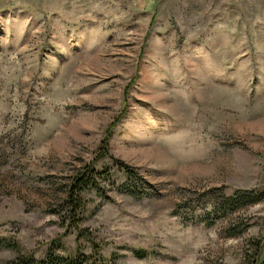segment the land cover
<instances>
[{"label": "rangeland", "instance_id": "374dc122", "mask_svg": "<svg viewBox=\"0 0 264 264\" xmlns=\"http://www.w3.org/2000/svg\"><path fill=\"white\" fill-rule=\"evenodd\" d=\"M90 239L115 264H264V0H0V264Z\"/></svg>", "mask_w": 264, "mask_h": 264}, {"label": "trees", "instance_id": "16d2710c", "mask_svg": "<svg viewBox=\"0 0 264 264\" xmlns=\"http://www.w3.org/2000/svg\"><path fill=\"white\" fill-rule=\"evenodd\" d=\"M119 174H124L127 177H132L134 173L124 164L114 162ZM107 174V173H106ZM103 173H98L91 168H85L84 172L74 177L67 189V195L63 201L62 214L60 221L65 225L67 234L68 231L74 229L77 231L76 238L86 237V231L81 228L82 212L84 210L85 201L82 197V192L95 190L99 192L97 179H103ZM235 198H230L231 202ZM64 234V235H66ZM7 248L15 252V257L5 261L3 264H115V257L107 258L100 253V246L93 239L89 241V252H85V248L77 246L72 255L62 256L59 254V249L63 246L60 240H54L50 243L47 253L43 259H36L32 254L21 253L15 243H6ZM133 255L138 259L146 257V252L142 250H134ZM254 260H247L244 264H258V257ZM220 264V263H214Z\"/></svg>", "mask_w": 264, "mask_h": 264}]
</instances>
